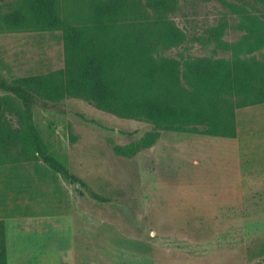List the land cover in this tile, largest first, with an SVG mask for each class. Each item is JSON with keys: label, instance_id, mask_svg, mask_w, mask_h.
<instances>
[{"label": "rangeland", "instance_id": "rangeland-1", "mask_svg": "<svg viewBox=\"0 0 264 264\" xmlns=\"http://www.w3.org/2000/svg\"><path fill=\"white\" fill-rule=\"evenodd\" d=\"M21 0H6L0 15ZM65 16L84 18L68 0ZM264 21V1L178 0L170 18L185 41L161 55L182 62L230 58L210 38L224 26L233 43L245 33L242 14ZM264 47L246 57L259 59ZM61 31L0 32V73L8 80L64 68ZM6 93L0 90V96ZM14 119V116H10ZM48 152L95 192L81 197L32 154L0 159V189L21 199L28 212L66 215L74 223L78 264H259L264 258V104L237 110L235 139L180 132L151 122L122 119L78 98L34 107ZM138 146L132 156L116 147ZM6 160V161H4ZM6 181V182H4ZM17 210V211H16ZM81 257V259H80ZM83 257V258H82Z\"/></svg>", "mask_w": 264, "mask_h": 264}, {"label": "trees", "instance_id": "trees-1", "mask_svg": "<svg viewBox=\"0 0 264 264\" xmlns=\"http://www.w3.org/2000/svg\"><path fill=\"white\" fill-rule=\"evenodd\" d=\"M5 1L0 0V9ZM66 1L21 0L0 15V32L61 31L65 62L63 69L14 80L0 73V90L6 93L0 96V159L13 151L32 154L75 185L81 197L110 203L48 152L34 119L37 104L49 108L78 98L122 119L230 139L238 136L237 110L264 104V54L245 56L264 47V21L256 15L242 14L245 33L237 42L222 39L224 26L210 31L230 58L182 62L161 55L186 39L170 18L178 0H75L85 10L77 23L64 15ZM137 148L115 151L132 156ZM0 264H8L4 220Z\"/></svg>", "mask_w": 264, "mask_h": 264}, {"label": "crops", "instance_id": "crops-1", "mask_svg": "<svg viewBox=\"0 0 264 264\" xmlns=\"http://www.w3.org/2000/svg\"><path fill=\"white\" fill-rule=\"evenodd\" d=\"M13 195L6 187L0 189V220L5 222L8 264L91 263L86 255L79 260L75 226L68 216L28 212L26 206L11 213V208L24 205L21 199L12 203Z\"/></svg>", "mask_w": 264, "mask_h": 264}]
</instances>
